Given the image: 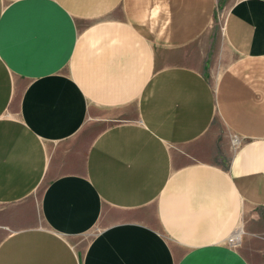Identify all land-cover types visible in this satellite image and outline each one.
<instances>
[{
    "label": "crops",
    "instance_id": "0c3cea01",
    "mask_svg": "<svg viewBox=\"0 0 264 264\" xmlns=\"http://www.w3.org/2000/svg\"><path fill=\"white\" fill-rule=\"evenodd\" d=\"M0 264H264V0H0Z\"/></svg>",
    "mask_w": 264,
    "mask_h": 264
},
{
    "label": "built area",
    "instance_id": "2783aa9c",
    "mask_svg": "<svg viewBox=\"0 0 264 264\" xmlns=\"http://www.w3.org/2000/svg\"><path fill=\"white\" fill-rule=\"evenodd\" d=\"M233 139H234L235 145L237 146L240 145L241 139L238 136H234ZM238 236H239V232H234L227 238L226 242L233 247H237L241 243V234L239 238Z\"/></svg>",
    "mask_w": 264,
    "mask_h": 264
},
{
    "label": "rangeland",
    "instance_id": "374dc122",
    "mask_svg": "<svg viewBox=\"0 0 264 264\" xmlns=\"http://www.w3.org/2000/svg\"><path fill=\"white\" fill-rule=\"evenodd\" d=\"M234 145H235V142H234ZM237 145H235V147H236ZM241 244V243H240ZM240 244H239V246H240ZM239 246H237V247H239Z\"/></svg>",
    "mask_w": 264,
    "mask_h": 264
},
{
    "label": "bare ground",
    "instance_id": "6f19581e",
    "mask_svg": "<svg viewBox=\"0 0 264 264\" xmlns=\"http://www.w3.org/2000/svg\"><path fill=\"white\" fill-rule=\"evenodd\" d=\"M240 237V233H239V236H238V238Z\"/></svg>",
    "mask_w": 264,
    "mask_h": 264
}]
</instances>
